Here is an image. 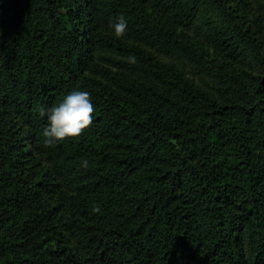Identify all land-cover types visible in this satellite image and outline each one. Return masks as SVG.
<instances>
[{
  "label": "trees",
  "instance_id": "16d2710c",
  "mask_svg": "<svg viewBox=\"0 0 264 264\" xmlns=\"http://www.w3.org/2000/svg\"><path fill=\"white\" fill-rule=\"evenodd\" d=\"M0 264H264V0H0Z\"/></svg>",
  "mask_w": 264,
  "mask_h": 264
},
{
  "label": "clouds",
  "instance_id": "9594fccd",
  "mask_svg": "<svg viewBox=\"0 0 264 264\" xmlns=\"http://www.w3.org/2000/svg\"><path fill=\"white\" fill-rule=\"evenodd\" d=\"M108 27L118 39L126 36L128 32L127 21L123 16L110 21ZM129 59L135 61L134 56ZM39 113L41 116H46L48 121L43 131L45 147L63 142L65 139L80 138L96 120V108L92 103L90 92L86 90H73L51 108L41 107ZM81 164L83 168H88V159L82 158ZM92 211L98 213L100 209L94 206Z\"/></svg>",
  "mask_w": 264,
  "mask_h": 264
},
{
  "label": "rangeland",
  "instance_id": "374dc122",
  "mask_svg": "<svg viewBox=\"0 0 264 264\" xmlns=\"http://www.w3.org/2000/svg\"><path fill=\"white\" fill-rule=\"evenodd\" d=\"M191 71L195 73V75H198V73L194 72V70H191ZM203 79L205 78L203 77ZM29 165H30V170L27 173L33 177H34V174H36L37 172L48 169L50 167V164L46 161V159L40 156L34 157L32 161L30 160ZM58 196H60V193L58 192L56 185L53 186V188L51 189V192L48 193L47 191H44V199L51 206H56L59 203Z\"/></svg>",
  "mask_w": 264,
  "mask_h": 264
}]
</instances>
